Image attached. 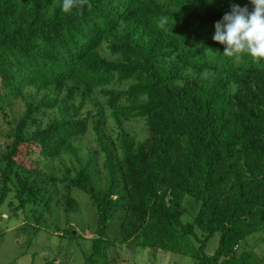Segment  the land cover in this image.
Returning a JSON list of instances; mask_svg holds the SVG:
<instances>
[{
  "label": "trees",
  "instance_id": "obj_1",
  "mask_svg": "<svg viewBox=\"0 0 264 264\" xmlns=\"http://www.w3.org/2000/svg\"><path fill=\"white\" fill-rule=\"evenodd\" d=\"M61 3L0 0L1 215L43 225L59 192L70 212L80 190L98 215L89 264H129L122 247L264 264L253 237L264 231V61L226 57L213 40L234 4L253 5L88 0L64 13ZM18 101L20 116L8 114ZM90 128L98 148L84 151ZM187 195L200 210L185 223Z\"/></svg>",
  "mask_w": 264,
  "mask_h": 264
},
{
  "label": "rangeland",
  "instance_id": "obj_2",
  "mask_svg": "<svg viewBox=\"0 0 264 264\" xmlns=\"http://www.w3.org/2000/svg\"><path fill=\"white\" fill-rule=\"evenodd\" d=\"M104 53L108 54L107 50ZM95 97L99 101H103L100 93H96ZM22 104V101H18L11 110L8 108L6 112L9 114L11 111L13 114L15 113L16 117H19V114L23 112ZM95 109L96 107L89 103L82 114L86 116L88 111H95ZM93 122V118H90V124ZM109 125L111 128V121H109ZM144 125L142 121L126 124L130 130L137 131L139 136L142 135L140 131ZM6 129H8V125L5 117L0 115V146L5 141L3 131ZM108 130L110 131V129ZM82 147L84 151H87L88 148L92 150L98 148L91 128L82 139ZM58 197L62 201L60 206L54 204L49 211L45 212L41 220L44 224L39 226L32 221L28 223L23 216L9 218L6 214L1 215L9 209L5 204L0 207V264H89L88 257L92 251L90 238L94 236L93 232L97 227V210L95 211L91 205L88 196L80 190L73 192L72 199L75 207L70 212L64 210L68 197L63 196L61 192ZM183 207L186 209L182 217V221L185 223L191 222L200 210V204L195 202L190 195L185 197ZM143 224L144 220L140 219L138 227ZM70 227L73 228L72 233L75 231L77 234L75 238L70 237L66 232ZM114 231L118 233L113 227L109 229L111 234ZM263 232L261 231L253 237L264 238L262 237ZM219 240V234L209 240L206 248L207 255H213L216 252ZM118 252L129 260V264H194L190 256L150 247L134 249L122 247V249L118 248Z\"/></svg>",
  "mask_w": 264,
  "mask_h": 264
},
{
  "label": "clouds",
  "instance_id": "obj_3",
  "mask_svg": "<svg viewBox=\"0 0 264 264\" xmlns=\"http://www.w3.org/2000/svg\"><path fill=\"white\" fill-rule=\"evenodd\" d=\"M253 9L233 5L221 21L215 24L213 40L224 45L223 55L239 59L248 55L255 61H264V0H249ZM88 0H62L61 10L70 13L73 8L83 7ZM91 7V5H88ZM167 17L159 21L161 27L167 24Z\"/></svg>",
  "mask_w": 264,
  "mask_h": 264
},
{
  "label": "water",
  "instance_id": "obj_4",
  "mask_svg": "<svg viewBox=\"0 0 264 264\" xmlns=\"http://www.w3.org/2000/svg\"><path fill=\"white\" fill-rule=\"evenodd\" d=\"M73 234H76V232L74 231Z\"/></svg>",
  "mask_w": 264,
  "mask_h": 264
}]
</instances>
